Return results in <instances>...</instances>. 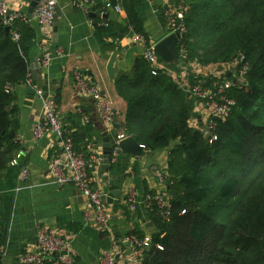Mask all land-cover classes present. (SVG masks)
<instances>
[{"label":"trees","instance_id":"trees-1","mask_svg":"<svg viewBox=\"0 0 264 264\" xmlns=\"http://www.w3.org/2000/svg\"><path fill=\"white\" fill-rule=\"evenodd\" d=\"M92 1L94 35L105 51L118 50L128 31L147 37L137 0H110L126 15L123 26L101 19V0ZM185 3L189 11L182 45L187 60L215 66L242 54L249 69L244 84L231 91L236 104L226 120L217 122V139L211 144L200 125L191 124L189 96L171 77L152 76L148 64L138 59L133 77L122 75L115 81L116 93L126 105L120 134L149 150L175 143L165 182L176 195L167 220L155 210L147 212L156 232L149 236L141 264H264V0ZM5 28L0 23V172L6 171L7 179L0 188V249L7 244L14 200L9 190L18 175L9 162L21 151L8 137L17 122L6 87L25 80L35 42L28 20H15L8 35ZM12 31L18 40H13ZM78 141L79 132L73 134V142L80 152ZM128 236L138 241L145 237L136 230Z\"/></svg>","mask_w":264,"mask_h":264},{"label":"crops","instance_id":"crops-1","mask_svg":"<svg viewBox=\"0 0 264 264\" xmlns=\"http://www.w3.org/2000/svg\"><path fill=\"white\" fill-rule=\"evenodd\" d=\"M8 11L26 15L31 0H5ZM55 21L49 27L39 26L35 20H28L35 32V42L29 53V66L34 89L55 98L61 121L74 133L80 134L77 142L81 154H94L100 160L91 163L87 160L88 178L92 188L102 195L103 208L107 214L108 229L105 231L94 221V210L87 199L73 195L76 187L70 184L58 186L53 182L51 161L62 157L58 138L47 133L38 141L32 138L33 126L41 120L42 105L35 90L24 84L13 86L12 109L17 122L14 142L23 152V163L27 166L29 179L23 189L13 192L19 183V171L15 186L9 193L14 195L11 221L6 244V255L2 264H18V257L27 252L37 251L36 234L39 229H48L60 234L71 243L73 264H99L103 253L116 254L119 247L122 262H140L144 249L134 247L128 233L141 231L145 237L155 233L143 198L147 193L169 194L165 179L170 151L174 142L163 149H143L140 156L120 155L109 168L102 171V134L107 133L110 142L115 135L122 133L126 105L117 95L115 81L122 75L133 77L135 63L141 59L142 46L135 40V34L128 31L119 41L115 52L105 51L94 35L93 21L87 12L74 6V0H55ZM176 0H166L167 5H175ZM137 14L142 23L146 38L155 44L169 35L163 17L164 0H137ZM102 5L110 0H101ZM99 14L101 19L109 15L118 24H125V13H115L111 8ZM95 15V14H94ZM95 17V16H94ZM109 18V17H108ZM27 20V19H26ZM109 43L110 40H107ZM123 49V50H122ZM50 51L54 57L47 66L39 67L43 51ZM112 53L113 78L107 75V65ZM201 66V65H200ZM187 71L167 66L176 85L188 84L191 73L199 64L191 63ZM85 75L110 100L113 108V126L117 130L108 132L95 104L74 93L75 73ZM186 73H189L188 78ZM192 119L196 125H203L204 111L196 101H190ZM81 109V110H80ZM85 119L88 120L86 123ZM192 122V121H191ZM199 127V126H198ZM86 132V135H85ZM75 147V146H74ZM111 165H113L111 167ZM7 184L6 171L0 172V188ZM112 192H117L112 194ZM130 192L139 202L137 210L131 212L126 204ZM149 195V194H148ZM91 216V220H87ZM147 224H152L147 228Z\"/></svg>","mask_w":264,"mask_h":264},{"label":"built area","instance_id":"built-area-1","mask_svg":"<svg viewBox=\"0 0 264 264\" xmlns=\"http://www.w3.org/2000/svg\"><path fill=\"white\" fill-rule=\"evenodd\" d=\"M163 7V17L167 23L168 32L177 33L181 39L177 46L178 58L181 60V67L187 71L188 65L192 62L187 60V51L182 45V37L186 34L185 16L189 11L185 0H177L175 5H167L166 0ZM93 5L92 0H74V6L80 10L90 12ZM55 0H40L33 12V19L41 27H49L55 21ZM112 9L115 13L121 14L122 9L119 4L111 6L110 3L103 5V10ZM15 20H26V15L21 12H11L7 9L5 0H0V23L11 29ZM19 35L12 31L13 40H18ZM135 40L139 42L143 48L141 59L149 66L152 76L165 75L172 77L167 71V65L163 64L156 51L155 43L146 37L135 35ZM54 55L50 51H43L42 56L37 59L39 67L47 66ZM194 63V62H193ZM197 64V63H196ZM199 67H201L199 65ZM249 66L244 55L240 54L231 62L215 66H202L196 72L191 73L188 81L190 83L184 85L179 84L188 96L190 101H196L199 109L204 111L203 125L200 128L201 133L207 138L211 144L216 141L217 122L226 120L235 106V99L230 93L234 87L240 88L245 82V76ZM189 73H186L188 78ZM22 84L33 88L31 80L30 66L27 71L25 80ZM13 87L7 86L6 93H11ZM74 93L76 96L90 99L99 112L100 118L108 132L113 130V108L110 100L101 92V90L89 81V79L77 72L74 75ZM36 96L41 101L42 117L32 128V138L38 141L47 133H53L58 138V146L62 150V157L55 158L51 161V175L53 182L58 186H64L74 183L76 189L81 196L89 202L94 210V221L104 229H108L107 214L103 208L102 195L92 188L88 178L87 160L91 163H97L100 160L97 155L92 153L83 155L74 147L73 130L64 124L59 115L58 104L55 98L44 93L40 89H34ZM81 110V109H80ZM86 123L88 120L85 119ZM193 126L196 125L191 120ZM126 137L117 134L111 141V157L110 162L114 163L120 155V142ZM142 146V145H141ZM144 149V146H142ZM23 152L18 151L14 158L9 162L10 167H16L19 171V183L13 192L23 189L29 179L27 166L23 163ZM143 206L147 212L155 210L157 215L167 220L171 211V196L167 194L147 195L143 198ZM126 204L131 212L137 210L139 204L136 195L130 192ZM184 214V211L182 212ZM87 220H91V216H87ZM129 241L134 247L146 249L149 247V237H144L138 241L131 237ZM37 251L27 252L18 257V264H73V255L71 252V243L65 237L48 229H39L36 234ZM6 248V247H5ZM1 248V260L6 255V249ZM158 249L161 247L158 246ZM116 254L103 253L99 264H117L122 259L120 249L115 246ZM122 264H140V262H122Z\"/></svg>","mask_w":264,"mask_h":264},{"label":"water","instance_id":"water-1","mask_svg":"<svg viewBox=\"0 0 264 264\" xmlns=\"http://www.w3.org/2000/svg\"><path fill=\"white\" fill-rule=\"evenodd\" d=\"M40 0H31L29 3L27 12H26V19L31 20L33 16L34 9L37 7ZM94 14H89V17H94ZM104 18H108L107 15L104 16ZM108 19H111L110 17ZM9 27L5 28L6 35L9 34ZM181 39L177 33H171L167 35L164 39L156 43L155 45V51L160 59V61L167 65V66H173L176 70H178L181 67V60L178 58V52H177V46L180 44ZM123 50V49H122ZM116 53H112L108 65H107V75L110 79L113 78V62L115 60ZM190 100L187 101V106H190ZM119 127L117 125L113 126V129L117 130ZM15 133L11 132L8 137L14 138ZM103 138V148H102V158H103V165L101 166L102 171H105L108 169L109 161L111 157L112 147L109 137L107 136V133L102 134ZM120 150L124 154H132L134 156H140L143 152V147L139 144H137L132 138H125L122 140L119 144ZM70 186L75 187L74 183H69ZM117 192H112V194H116ZM73 195L76 197H82L81 193L78 189H74ZM169 195L171 197H175L176 193L174 190H169ZM152 224H147L146 227H151Z\"/></svg>","mask_w":264,"mask_h":264},{"label":"bare ground","instance_id":"bare-ground-1","mask_svg":"<svg viewBox=\"0 0 264 264\" xmlns=\"http://www.w3.org/2000/svg\"><path fill=\"white\" fill-rule=\"evenodd\" d=\"M91 10V9H90ZM11 94V93H10ZM147 196V195H146Z\"/></svg>","mask_w":264,"mask_h":264}]
</instances>
